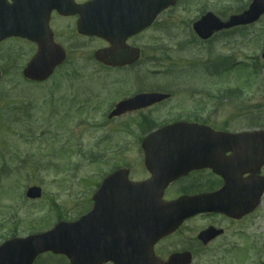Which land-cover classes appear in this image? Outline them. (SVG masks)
I'll return each mask as SVG.
<instances>
[{
  "label": "rangeland",
  "instance_id": "374dc122",
  "mask_svg": "<svg viewBox=\"0 0 264 264\" xmlns=\"http://www.w3.org/2000/svg\"><path fill=\"white\" fill-rule=\"evenodd\" d=\"M250 1L177 0L145 32V45L150 38L163 39L165 58L160 66L179 71L171 77L175 83L203 85L214 95L222 86L234 91L224 99L214 123L233 131L264 128V60L260 58L264 15L254 24L217 34L206 42L198 41L190 25L202 12L212 11L225 19ZM18 46H0V66H5L4 59L10 60L7 74L0 79V242L10 236L45 231L60 220L76 219L88 206L86 197L97 179L96 155L104 148L125 146L131 150L137 146L132 124L100 118V107L112 90L110 75L94 70L89 59L71 56L48 80L27 82L21 71L30 50L15 58L6 55ZM224 56L229 58L228 65L247 66L234 65L223 73L204 67ZM146 62V73L149 68H160ZM253 65L257 66L255 75L246 79ZM130 150L109 157L113 162L136 165L138 157ZM135 174L140 175L138 168ZM32 185L41 188L39 199L25 197ZM261 202L255 217L247 220V232L255 236L251 241L247 238L246 251L207 250L197 253L192 264H264V197ZM189 234L182 229L178 235ZM178 235L159 243L157 252L170 253ZM249 244L255 247L250 249ZM35 264H67V260L44 253Z\"/></svg>",
  "mask_w": 264,
  "mask_h": 264
},
{
  "label": "flooded vegetation",
  "instance_id": "af4514ba",
  "mask_svg": "<svg viewBox=\"0 0 264 264\" xmlns=\"http://www.w3.org/2000/svg\"><path fill=\"white\" fill-rule=\"evenodd\" d=\"M73 6H79V9H73ZM0 7L5 14L8 9L15 7L23 10V29L30 27L37 32L40 19L42 28L50 33L53 43L63 49V64L71 56L80 60L85 58L92 62L94 70L111 76L112 90L107 96L109 99H105L100 107V118L107 122L132 124L135 127L137 146L131 150L125 146L104 148L96 155L97 179L94 192L99 189L106 176L120 169L127 172L121 174L120 182L125 176L132 182H145V200L152 201L154 206L176 198L219 193L225 188L221 197L224 201V212L204 211L185 218L176 231L155 244L153 250L160 260L164 261L167 255H160L156 246L180 234L182 229H187L189 236L178 235L175 246L170 249L190 252L192 263L197 253L207 250L222 253L246 250L247 238L251 241L252 235L255 236L254 232H247V220L255 217L264 197L263 194L253 210L245 212L246 198L252 197L251 201L254 199L255 202L254 190L247 196L244 186L249 173L241 171L240 166L234 163L218 165L217 168L208 166V161L213 160L209 153L215 143L209 131L153 132L157 128L183 122L225 130L223 127L214 126L215 115L225 100L219 99V94L215 99L214 93L203 88V85L181 86L175 83L171 77L177 75L178 71L160 66L165 58L163 39L150 38L145 45V32L157 24L156 18L145 29V0H0ZM59 9L73 11L70 14H61ZM46 11H49L48 16ZM80 21L100 27V34L86 35L79 32ZM245 27L247 26L233 27L217 33ZM7 43L19 45L15 51L6 53L13 58L29 50L30 58L37 50L35 41L19 36L6 38L0 42V46ZM87 44L93 46L89 48ZM97 52L100 57L110 59L109 63L98 59ZM4 60L7 62L5 66H0L2 75L7 74L10 66V60ZM145 60L146 63H153V66L160 68H149L146 73ZM145 94H163L166 97L157 99V96L145 97ZM139 95L140 99L125 105L126 107L118 106L120 102ZM127 144L131 145L126 143V146ZM129 150L138 157L136 165L113 162L114 159L109 157ZM230 155L227 152L225 157ZM136 168L140 175L135 174ZM258 174L264 176V165ZM100 198L103 201L105 199ZM86 212L87 210L82 214ZM104 215L100 210L97 224L101 230L106 231L111 225L106 221L104 227H101L100 220ZM254 223L253 227L256 225ZM205 230H210L207 238H199V234Z\"/></svg>",
  "mask_w": 264,
  "mask_h": 264
},
{
  "label": "water",
  "instance_id": "95a60500",
  "mask_svg": "<svg viewBox=\"0 0 264 264\" xmlns=\"http://www.w3.org/2000/svg\"><path fill=\"white\" fill-rule=\"evenodd\" d=\"M172 4H174V0H145V27L153 21L159 11ZM263 5L262 0H254L247 11L242 12L240 15L230 16L228 21L224 23L220 22L213 14L207 13L194 24V29L201 37L206 38L211 34L212 30L253 22L264 11ZM92 28L93 30L90 33L96 34L100 27L95 26ZM9 34H16V31L11 30L8 33L0 34V39ZM39 43L37 54L30 60L24 70L25 77L36 81L45 79L56 64L61 61L59 56L48 48L47 42L41 40ZM174 129L176 128L171 127L166 130ZM214 133L216 134L215 139L218 140H254L256 141L255 155L257 152L261 154L263 152L264 131L256 132V135L242 134L233 136H223L224 134ZM258 141L261 142L260 145H258ZM259 163H257L258 166ZM115 179L116 176L108 177L102 184L101 190L109 187L111 181ZM119 187L120 185L112 187L113 195L115 194V189ZM127 189L129 193L127 204L131 201V195L133 196L132 202H144L145 185L129 184ZM39 195L40 189L37 187H32L27 192V196L31 198L39 197ZM187 202V200H184L185 208L183 207V209L185 212L182 215L191 214L188 212V208L194 205L213 206L212 201H201L195 204ZM175 205L176 203H168L166 205L164 218L160 220L149 218L147 220L149 228L146 227V229L145 214L141 211L138 215H135L134 221H144V224L139 225V230H134L133 235L124 245L116 239L110 241V243L104 241L99 244V242H96L100 237L94 233V227L89 226L94 220L93 215H90L89 217L87 216L88 219L85 222L84 220H79L75 223L61 222L46 233L6 241L0 245V264H32L35 256L45 251L65 254L70 260L69 264H101L106 261H112L114 264H162L155 259L151 249L157 238L172 231L175 225L180 222L179 214L174 212ZM189 260L188 254H174L165 264H187Z\"/></svg>",
  "mask_w": 264,
  "mask_h": 264
}]
</instances>
